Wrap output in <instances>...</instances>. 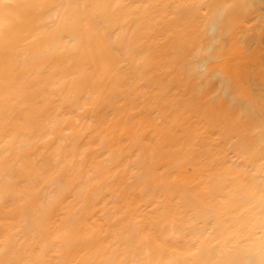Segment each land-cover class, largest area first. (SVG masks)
<instances>
[{"label":"bare ground","instance_id":"bare-ground-1","mask_svg":"<svg viewBox=\"0 0 264 264\" xmlns=\"http://www.w3.org/2000/svg\"><path fill=\"white\" fill-rule=\"evenodd\" d=\"M262 190L264 0H0V264H264Z\"/></svg>","mask_w":264,"mask_h":264},{"label":"snow or ice","instance_id":"snow-or-ice-1","mask_svg":"<svg viewBox=\"0 0 264 264\" xmlns=\"http://www.w3.org/2000/svg\"><path fill=\"white\" fill-rule=\"evenodd\" d=\"M5 7H9V6H5ZM261 202H262V205H264V190H262V193H261Z\"/></svg>","mask_w":264,"mask_h":264}]
</instances>
